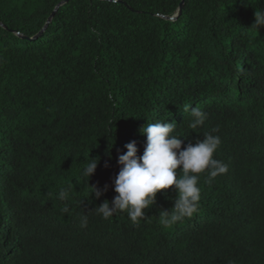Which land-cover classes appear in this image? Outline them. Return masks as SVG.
I'll return each instance as SVG.
<instances>
[{"label": "trees", "instance_id": "trees-1", "mask_svg": "<svg viewBox=\"0 0 264 264\" xmlns=\"http://www.w3.org/2000/svg\"><path fill=\"white\" fill-rule=\"evenodd\" d=\"M256 10L264 0H0V264H264ZM190 107L207 113L197 129ZM157 121L178 126L182 149L219 129L227 173L200 174L198 211L170 227L158 216L174 187L136 223L102 218L118 156L131 142L142 156Z\"/></svg>", "mask_w": 264, "mask_h": 264}, {"label": "clouds", "instance_id": "clouds-1", "mask_svg": "<svg viewBox=\"0 0 264 264\" xmlns=\"http://www.w3.org/2000/svg\"><path fill=\"white\" fill-rule=\"evenodd\" d=\"M251 28H255L257 32L264 28V10L255 11ZM188 111L191 117L190 128L197 129L205 124L207 113L199 107H190ZM177 127L174 122L157 121L146 123L141 128V134L146 136L142 156L137 155L135 142L125 145L126 153L119 155L117 160L120 170L112 181L117 195L111 202L104 201L95 212L104 219L112 217L118 211L126 212L130 220L136 223L147 217L146 213L155 204L157 193L173 187L178 193L173 207L159 212L158 218L163 226L170 227L192 217L198 211L201 198L198 186L200 174L207 172L210 183L217 176L226 174L228 165L214 158L222 141L220 136L213 135L212 132H218L219 129L204 133L202 141L195 145L188 144L182 149L183 138L175 134ZM99 163V158H88L82 171V176L87 181L95 174ZM109 166L105 162L104 167ZM91 188L94 190L92 194L99 199L103 193ZM69 195V189L62 188L58 199L66 201ZM69 210L67 204L61 209L64 213ZM87 223L88 215L84 212L80 218V226L87 227Z\"/></svg>", "mask_w": 264, "mask_h": 264}]
</instances>
